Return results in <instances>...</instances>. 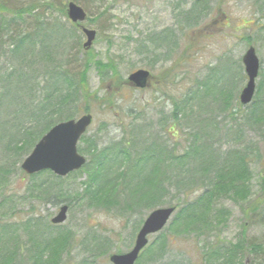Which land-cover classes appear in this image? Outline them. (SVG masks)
<instances>
[{
	"label": "rangeland",
	"instance_id": "rangeland-1",
	"mask_svg": "<svg viewBox=\"0 0 264 264\" xmlns=\"http://www.w3.org/2000/svg\"><path fill=\"white\" fill-rule=\"evenodd\" d=\"M13 1L16 5L37 2L45 6V10L36 12L44 14L46 23L63 24L65 31L53 27L61 42L54 43L57 54L52 61L45 62L40 52L38 57L28 56L25 68L31 78L21 90L18 89L25 83L13 81L11 95L0 100V222L10 223L5 245L10 240L11 250L21 247V254L28 259L35 257L36 244L42 243L49 252L41 260L46 264H53L51 260L56 264H111L110 255L126 254L134 248L137 233L152 211L147 207L131 210L117 192L109 194L100 205L79 202L76 196L85 190L90 176L85 171L89 170L91 156L105 148L112 149L124 136L133 141L132 156L162 142L183 153L188 136L198 135L199 142L204 140L221 154L242 150L253 153V159L249 176L240 184L245 189V199L236 200L230 193L225 194L226 189L214 192L209 211L202 210V218L195 221L211 228L204 231L206 235L218 232L217 241L221 244L231 246L242 240L248 247L262 246L249 257H235L233 264L240 259L242 264L246 260L249 264H264V211L248 216L253 212V203L264 202V0H206L209 7L201 13L192 11L195 0H81L79 6L88 14L85 26L98 33L87 51L83 49L85 36L59 11L61 4L68 2ZM28 20L30 28L35 22ZM15 21L23 24L19 17ZM249 47L255 48L261 69L255 103L244 113L239 112L238 105L248 81L242 59ZM6 52L4 49L0 58L3 77L6 71L16 70ZM99 63L110 64L117 72L118 82L111 79L113 72L100 70ZM59 65L73 76L83 72L92 95L87 104L83 96L77 95L68 106L73 119L86 113V105L94 117L78 144L88 163L78 173L63 178V185L58 188L64 186L66 191L61 193L60 201L56 195L47 201L44 195L35 200L26 192L32 180L21 169L28 155L23 154L24 144H20L24 129L32 123L36 105L45 106L54 84L57 86L60 76L58 71L52 74L51 69ZM140 69L152 73L149 87L140 90L127 86L129 75ZM199 85L206 90H196ZM4 90L1 86L0 92ZM134 110L137 113L132 114ZM174 112L179 116V128L172 131ZM92 148L97 149L94 154ZM190 168L188 165L181 172L188 173ZM54 178V174H46L35 182L40 185L47 180L53 182ZM176 184L166 179L160 192L153 189L162 201L157 208L176 206L180 197L189 194L190 187ZM62 205L70 206L68 219L54 226L51 221ZM177 217L173 216L170 223ZM189 223L184 219L176 226ZM169 225L149 242L152 245L166 234L169 247L164 257L152 258L150 251L137 264H204L203 255L212 250L216 239L175 235L177 228L167 232ZM94 237L101 239V247L104 246L100 243L107 240L109 245L96 247ZM56 242L59 248L53 247Z\"/></svg>",
	"mask_w": 264,
	"mask_h": 264
},
{
	"label": "trees",
	"instance_id": "trees-1",
	"mask_svg": "<svg viewBox=\"0 0 264 264\" xmlns=\"http://www.w3.org/2000/svg\"><path fill=\"white\" fill-rule=\"evenodd\" d=\"M71 1L78 5H80L81 2V0H65V2L68 3ZM18 5H16L13 0H0V58H3L2 55L5 49L7 51L5 55H7L8 60L14 62L16 66L14 72L6 71L5 77L2 76L3 74H1L2 72L0 71V87L3 86V88H5L3 92H0L1 101L5 100L4 98L6 96L11 95V84L13 81L20 85L25 83L18 89L21 90L27 84V80L31 78L26 75L25 68L26 58L28 56L34 55L38 57L39 55L36 54L40 52L45 62L52 61L54 54H57L54 46L58 44V42H61V39L58 40L56 36L59 35L58 31L53 30V27H57L59 31L61 29L64 30L63 24L46 23L43 20L44 14L36 12L40 8L45 10V6L39 5L37 2H31L28 3V5ZM208 7L209 3H207L206 0H195L192 11L201 13L204 10L206 11ZM66 8L67 5L62 3L59 11L67 17ZM28 16H30V21L35 22L30 28L27 26V21H29V18H27ZM18 17L23 23L22 25H17L15 20ZM72 26L77 28L74 24H72ZM98 66L100 70L103 68L105 70L108 69L105 73H110V71L113 72L114 75L111 79L118 82L117 72L112 69L110 64L103 66L102 63H99ZM51 71L52 74L58 71L56 74L60 77L57 86L54 84V90L47 96L49 97L47 104L40 108L39 105H36V110L30 119L32 123L27 129H24L26 132L22 136L20 146L24 144L22 152L23 154L25 153V156L31 153L36 143L39 142V139L45 135L50 128L55 126L56 123L73 119V116H69L70 114H68V106L72 101H76L75 97L77 95L83 96L86 104L89 102V97L92 96L90 95L91 92L88 84L86 83V75L82 74L83 72H79V75L75 74V76H73V74H70L64 67L62 69L60 65L54 66ZM125 84L127 83L125 82ZM198 89L206 90V87L204 85H199L196 87V90ZM55 92L59 94L57 97H55V95H57ZM255 100L256 98L254 97V101L249 106H243L239 101V112L250 108V106L252 107ZM109 103L111 105V102ZM225 105H227V103H225ZM85 111L86 113L84 114L89 113L87 105ZM245 111L243 112L245 113ZM131 113L135 114L137 110ZM172 122V124H174L172 131H175V128H179V116L176 112L172 115ZM175 134L177 135V133ZM188 137V146L183 153L176 151L175 147L171 146V148H169L166 143L163 145L162 142L159 146L153 147V145H150L149 147L151 149H149V151L137 153L135 156L133 154V157L131 154V150L134 149L133 141L124 136L121 138L120 143L111 147L112 149L108 150L105 148L103 151L97 152V154L91 156L87 166L89 170L85 171L90 174V176L87 183H85V190L76 196L77 199L79 202L87 201V204L90 206L92 204L100 205L108 200L109 194L112 195L113 192H117V194H120V197L125 200L124 202H127L126 205L128 204L131 210L135 207H147L149 210L154 211L157 209V206L162 204V201H160V198L155 194L153 189L160 192L166 179L175 184L177 182V187L186 186L187 189H189V187L191 189L188 194L189 196L182 195L183 198L180 197L179 203L176 206H172L176 208L177 212L175 215L178 217L170 223L167 232L169 229L176 227L177 232H175V235L180 233L192 234L196 237V240L202 239L199 237L206 235L204 231H209L211 228H208V226L201 223V221L197 222L195 220L202 218L200 216L202 210L209 211L212 201L211 198L214 192L218 194L219 190L226 189L225 194H227V192L230 193L236 200L245 199V189H242L240 184L243 183L245 176H249L247 173L250 169L253 153L250 154L238 150L225 152L224 155L211 144L204 143V140L201 139L202 141L199 142L198 135H189ZM92 149V154H94V151L96 152L97 149ZM81 153L85 152L83 151ZM130 156L133 157V159H131ZM188 165L191 167L188 173H182L181 170H184ZM177 171L181 173H177ZM46 174L51 173L46 172L36 174V176L27 175L32 181L28 184L26 192L29 191V196L35 198V200L42 198L43 196L41 195H44L45 201H47L56 195L60 201L62 198L61 193L66 191L64 186L58 188V186L63 185L61 183L63 178L56 177L53 182L47 180L40 185L35 182L37 177ZM131 183L132 186L130 185ZM54 189L56 191L59 190V192L55 193L56 191ZM197 192L198 194L195 195ZM252 208L253 212L248 215L249 218L253 214L255 215L258 212L264 211V202L263 204L255 202L252 204ZM184 219L189 222L191 221V224L189 223L184 227H181V225L179 227L176 226ZM9 224L10 223L7 221L0 222V264H28L32 261L34 264H46L41 260H43L44 255L46 256V253L49 252L42 246V243L36 244L35 257L29 256L28 259H24L25 257L21 254V247H14L12 248L13 251L11 250V244H9L10 240L5 245V239L9 234V232H7L9 231ZM242 229L244 230V228ZM166 236V234H162L152 245L148 244V247L140 255V259L150 251L153 254L152 258L159 260L164 257L169 247V238ZM219 236L218 232L217 234L212 232L204 236L206 238H215L216 243L211 251L207 250L205 252L202 263L233 264L232 262L236 259L235 257L246 258L249 257V253L255 254L257 249L261 250L262 248L260 245L256 247V245L250 244L249 249L242 240L239 244L227 246L226 243L221 244L217 241V237ZM93 239L96 243V247L100 249L109 245V241L107 240L100 243L104 246L101 247L99 245L101 239L99 240L95 237ZM53 247L59 248V242H56ZM53 247L50 248L51 251L54 250ZM219 247H221V249H219ZM50 262L56 264L52 260ZM235 264H242L241 259L238 263L236 260Z\"/></svg>",
	"mask_w": 264,
	"mask_h": 264
},
{
	"label": "water",
	"instance_id": "water-1",
	"mask_svg": "<svg viewBox=\"0 0 264 264\" xmlns=\"http://www.w3.org/2000/svg\"><path fill=\"white\" fill-rule=\"evenodd\" d=\"M68 19L74 24H83L87 20V13L84 8L71 1L67 7ZM86 35L84 48L89 50L94 42L97 32L83 27ZM245 66V73L248 82L241 92L239 99L243 106H248L253 102L256 93V81L260 72V59L256 55L254 47H250L242 59ZM150 73L140 69L129 76L130 82L137 89H145L148 86ZM94 117L91 114L82 116L77 120H68L56 124L49 132L42 137L35 145L32 153L24 159L22 171L30 176L37 173L51 171L56 176L67 177L73 172L79 171L86 165L87 161L79 153L77 146L80 138L88 132L93 124ZM68 206H63L59 213L52 219V224L60 225L68 219ZM174 207L158 208L153 211L144 222V225L138 232L134 248L126 254L111 255V264H136L142 251L148 246L149 237L157 235L167 225L170 218L175 213Z\"/></svg>",
	"mask_w": 264,
	"mask_h": 264
}]
</instances>
